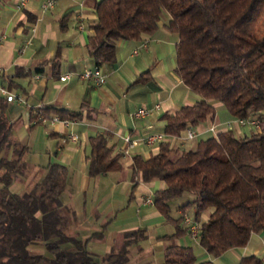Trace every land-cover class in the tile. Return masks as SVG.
Here are the masks:
<instances>
[{"label":"trees","instance_id":"16d2710c","mask_svg":"<svg viewBox=\"0 0 264 264\" xmlns=\"http://www.w3.org/2000/svg\"><path fill=\"white\" fill-rule=\"evenodd\" d=\"M164 11V26L178 38L175 73L197 98L161 116L166 139L156 153L132 156V191L139 181L163 184L151 198L166 219L170 200L193 194L180 210L195 208L197 240L208 254L219 257L244 248L253 234H264V36H251L264 14V0H99L86 41L93 67L112 66L119 41H140L158 31ZM32 72L39 69L15 66L11 74H0V81L8 91L20 89L16 80ZM131 86L157 88L150 69L139 73ZM213 102H220L231 118L258 119L259 128L244 136L220 131L197 140L194 149L174 144L214 114ZM7 106L0 95V264H130L129 246L146 238L145 229L126 233L100 260L87 245L103 240V230L85 238L68 233L72 211L62 198L70 178L65 165L47 164L43 177L26 194L9 190L10 183L26 173L27 164L26 147L12 140ZM55 115L81 117L80 112L49 105L36 112L30 109L29 121L34 126L40 118ZM109 138L105 131L89 137V176L122 170V154ZM181 219L174 221L170 238L189 234ZM34 247L45 253L32 252ZM163 264L215 263L198 260L191 246L172 244L163 251ZM239 264L264 260L250 254Z\"/></svg>","mask_w":264,"mask_h":264},{"label":"crops","instance_id":"0c3cea01","mask_svg":"<svg viewBox=\"0 0 264 264\" xmlns=\"http://www.w3.org/2000/svg\"><path fill=\"white\" fill-rule=\"evenodd\" d=\"M45 1L28 0L24 7L18 9L19 0H0V74H11L15 66L31 71L39 69L37 73L32 72L30 76L16 80L20 89L7 90L21 99L8 102V120L12 121L15 115H21L24 107L28 110V116L30 109L36 112L49 105L81 113L79 119L71 120L73 123L69 127L43 121L29 128L32 130L37 125H44L47 129L43 137L55 140L47 164L57 162L65 165L69 171V183L63 193L65 204L72 205V201L79 198L78 203L81 205L82 198L90 188L96 201H99L100 189L108 193L115 190L120 192L121 206L117 208L106 196L101 198L99 203L103 202L102 207L90 218L92 231H105L109 227L112 218L103 225L101 223V215L109 211L115 212L114 218L137 217L138 223L159 218L160 214L154 206L146 204L144 199L151 197L154 190L163 184L139 181L132 191L135 183L130 169L134 154L148 158L157 152L158 146L138 147L125 153L122 137L129 135L136 138L147 133H163L164 121L161 116L164 113L173 114L182 105L192 104L196 100V95L175 73L177 35L162 24L158 31L140 41H119L114 64L100 68L106 75L105 82L96 85L93 81L80 79L79 75L86 69L94 68L86 41L91 33L90 25L96 19L94 6L99 0H53L51 7L43 9ZM147 69H150L157 88L131 86L137 75ZM63 75L69 77L62 81L60 77ZM0 85L4 84L0 81ZM155 104L159 108L152 110L149 117L142 120L131 118V112L137 107H153ZM212 105L214 114L193 128L197 133L194 139L216 136L226 130V121L233 119L220 102H213ZM244 127L234 125L232 130L240 134ZM209 128H213V131ZM100 131L109 133V144L122 154L123 167L118 171L125 172L122 182H115L108 177L116 172L94 177L88 175L89 137ZM68 133L76 134L77 140L68 139ZM34 136L32 145L36 139ZM186 142L174 139V144L181 146ZM45 150L44 144L42 151ZM47 164L33 165L32 173H45ZM84 220L87 222V219ZM181 243L185 245L183 239ZM110 247L111 243H107L101 248L92 247L90 250L97 253L108 251ZM248 251L255 256L264 251L263 233L253 234L242 250L230 249L211 260L220 264L218 260L226 256L232 264H239Z\"/></svg>","mask_w":264,"mask_h":264},{"label":"rangeland","instance_id":"374dc122","mask_svg":"<svg viewBox=\"0 0 264 264\" xmlns=\"http://www.w3.org/2000/svg\"><path fill=\"white\" fill-rule=\"evenodd\" d=\"M166 15L168 14L166 11H164L160 19V26H162L164 21H166ZM251 36L253 38H262L264 36V14L262 15V18L260 19L257 26L251 32ZM28 117V110L24 107L22 114L15 115L13 120L10 121L12 123V140L14 142H17L19 145L27 147L24 155V160L27 164L26 173L21 175L20 178L14 179L9 185V190L11 192H15L20 195L26 194L27 192L31 191L36 183V180H39L40 176L43 177L44 173H41V175H34V173H32V170H34L33 165L47 164L48 154L51 155L52 146L55 145V140L43 137L44 130L47 129L46 126L37 125L35 128L30 130L29 127H32V125L30 124ZM243 130L244 131L240 134L237 132L234 133L236 136H244L245 134L249 135L252 131H255V128L251 125H247L243 128ZM33 136L36 138L34 145H32L31 140ZM57 140L58 142H60V139ZM196 143L197 139L187 140L185 145L182 147L185 149H194ZM44 144L46 146V150L42 151ZM7 156H12V150H9L7 152ZM124 176L125 172L121 171L111 173L108 177L115 182H122L124 180ZM92 193L93 191L90 188L82 198L81 205H79L78 203L79 198H77V200L74 202L72 201V205L66 204L68 206L67 208L72 211V215L68 216L70 221L72 222L67 229L69 234L78 235L81 238H85L83 236L95 232L91 230L90 223L92 222L90 218L93 217L92 214H96L97 211H99V209L102 207L103 202L99 203V201L103 196H106V198L110 199L111 204L116 206V208L118 206H121L120 198L118 195L120 192L118 190L110 191L108 193L107 190L100 189L98 192L99 201L93 199ZM126 198L128 199V197ZM193 198V194L185 192L181 196L170 200V218L166 219L164 216L159 215V218L151 219L147 223H138V218L131 216L126 219H123L121 217L114 218L115 212H106L105 214L101 215L102 225L108 219L112 218V220L109 227L105 228V231L104 229H102L105 232L104 239H96L93 241L91 240L88 243L87 248L90 250L92 247L101 248L107 243H111V245H113L115 243L121 242L124 240V236L126 233L136 230L138 227H140L145 229L146 238L140 240L138 243H134L129 246L130 264H163L164 249L172 244L181 245V239L184 240L183 244H185L186 246H191L193 248L198 260L212 261L211 259H215V257L206 252V250L199 244L197 238H192L188 233L176 238L169 237L175 232L174 221H178L180 218L183 219L184 217H188L193 221L195 215V208L193 206H186L184 207L183 211L180 210V206L186 204L188 201H191ZM127 199H125V201H127ZM207 213L208 211H206V214ZM204 216L205 215H202V218H204ZM84 219H87V222ZM30 250L34 253H45V249L41 247H34ZM108 251H99L93 254L97 255L98 260H100ZM246 254L249 255L251 254V252L248 251ZM257 256L264 260V251L258 253ZM218 261L220 264H232L231 261L226 258V256L224 258H220Z\"/></svg>","mask_w":264,"mask_h":264},{"label":"built area","instance_id":"2783aa9c","mask_svg":"<svg viewBox=\"0 0 264 264\" xmlns=\"http://www.w3.org/2000/svg\"><path fill=\"white\" fill-rule=\"evenodd\" d=\"M28 0H19L17 3V8L20 9L24 7L25 3ZM53 5V0H46L42 4L43 9H47L48 7H51ZM34 30V29H33ZM145 46V45H143ZM136 53V51H134ZM69 76L63 75L60 77V80H65ZM80 79L82 80H88L93 81L96 85H102L105 82L106 75L101 72L98 68L93 69H86L79 75ZM0 95L5 96L6 100L8 102L14 101L15 99L21 100L20 97L10 94L7 89L0 85ZM159 105L155 104L153 107H146V106H140L137 107L135 110L131 112V118L134 120H142L150 116L152 110L158 109ZM40 120L48 121L51 124L54 123H61L64 127H69L73 122L68 119H63L57 115L49 117L47 119L40 118ZM259 120L256 118L252 119H243V118H233L231 120L226 121L225 127L226 130H232L234 125L238 126H247L251 125L255 129L259 128ZM209 130L213 131V128H209ZM197 133L193 128L188 129L183 136H180L176 139L180 140L181 142L191 140L196 138ZM67 138L70 140H77V135L74 133H68ZM166 139V136L164 133H147L141 137L131 138L129 135L122 137V142L125 145V153H129L130 151H133L134 149L138 147H153L155 145L158 146V144ZM144 202L146 204H152V198L150 196L146 197L144 199ZM182 224L188 228L189 235L193 237L194 239L197 238L198 235V225L195 221L190 220L188 217H184L182 219Z\"/></svg>","mask_w":264,"mask_h":264}]
</instances>
